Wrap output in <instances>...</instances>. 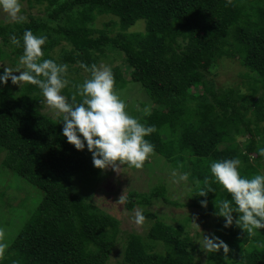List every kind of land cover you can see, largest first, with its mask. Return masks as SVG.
Listing matches in <instances>:
<instances>
[{
	"label": "trees",
	"instance_id": "obj_1",
	"mask_svg": "<svg viewBox=\"0 0 264 264\" xmlns=\"http://www.w3.org/2000/svg\"><path fill=\"white\" fill-rule=\"evenodd\" d=\"M21 4L28 11H22L25 22L0 20V74L3 68L24 70L19 59L25 29L47 37L41 59L68 66L62 94L69 100L73 96L81 100L77 86L91 76L82 63L89 68L111 67L117 94L129 90L145 97L138 110L126 111L154 127L146 139L166 176L157 177L147 194L129 190L123 195L126 203L106 200L101 207L88 195L100 178L91 154L67 143L59 117L43 112L44 98L36 86L7 81L0 85V167L35 187L41 199L0 254V264H109L119 242L118 264H264V229L248 233L235 223L224 227L223 218L216 215L218 205L231 196L210 174L211 162L231 158L240 159L239 171L245 178L262 169L264 0H21ZM102 16L111 19L97 28ZM13 34L21 39L20 47L10 43ZM229 61L243 70L236 80L218 85L216 72ZM128 100L124 99L126 105ZM182 173H188L190 187L185 196L177 197L167 186L172 179L180 188ZM200 188L212 192L195 196ZM201 200L207 201L206 207H201ZM158 201L195 212L210 226L207 235L223 240L229 253L200 252L196 244L200 235L192 237L186 230L192 217L181 215V222L167 223L172 219L167 214L148 209ZM119 206L127 212L142 209L145 221L140 232L121 231Z\"/></svg>",
	"mask_w": 264,
	"mask_h": 264
},
{
	"label": "clouds",
	"instance_id": "obj_2",
	"mask_svg": "<svg viewBox=\"0 0 264 264\" xmlns=\"http://www.w3.org/2000/svg\"><path fill=\"white\" fill-rule=\"evenodd\" d=\"M0 13L14 23L26 20L22 14L21 0H0ZM9 39L12 45L21 46V39L16 35H10ZM46 40L45 35L37 36L30 29H25L22 35L23 54L19 59L24 70L3 68L0 85L10 80L13 85L27 83L36 86L52 114L59 117L58 123L62 122L61 135L75 150L83 151L86 148L91 154L94 168L102 171L110 168L113 172H119V165L142 168L154 152V146L146 137L155 129L140 123L126 111L124 100L114 90L111 67L101 64L89 68L82 63L80 66L90 71L91 76L77 86L81 100L77 102L75 96L69 100L62 94L68 85L64 78L68 66L52 59H41ZM259 153L264 155V148H260ZM240 165L239 158L210 163V174L214 181L231 196V200L219 202L216 215L223 218L225 228L235 223L248 233H254L264 229V174L245 178L240 174ZM188 178V173L178 175V181L186 182ZM204 184H208L207 178ZM209 192L212 189L200 188L194 195L206 197ZM118 201L126 203L122 195ZM200 205L206 207L207 201L201 200ZM234 213L239 214L235 219ZM132 219L137 226L143 225L145 216L142 209H135ZM2 237L3 232L0 231ZM201 246L207 252L222 250L224 254L229 253V246L215 234L202 235ZM4 247L0 243V252Z\"/></svg>",
	"mask_w": 264,
	"mask_h": 264
},
{
	"label": "rangeland",
	"instance_id": "obj_3",
	"mask_svg": "<svg viewBox=\"0 0 264 264\" xmlns=\"http://www.w3.org/2000/svg\"><path fill=\"white\" fill-rule=\"evenodd\" d=\"M22 5V11H27V7ZM35 11L31 13L34 14ZM25 15V13H22ZM36 14V12H35ZM6 19V20H5ZM110 17L102 16L96 21L97 28H101L102 24L107 22ZM0 20H9L5 14L0 13ZM10 21V20H9ZM135 30H139L138 27ZM4 63H7L4 61ZM217 70V77L215 81L218 85H224L229 83L231 80H236L235 77L238 72L242 71L243 68L238 66L237 63L225 62L220 65ZM131 89L137 90L135 85L131 86ZM131 91L125 90L118 94V96L124 100L129 97L128 104L126 107L131 111L133 107L138 110L139 100L140 102H145L146 99L143 94L130 93ZM132 95V96H130ZM131 108V109H130ZM141 109V108H140ZM43 112L47 113L49 116H53L52 110L44 102ZM138 113V111H137ZM144 113V112H142ZM264 134V123L261 125ZM239 140V138H237ZM127 166V165H126ZM119 165V172H113L110 168L107 170H100V178L98 181L94 182L90 189L92 190L88 195L91 201H98L101 207L105 206L106 200L110 202H116L119 200L120 196L124 195L125 192L129 190L135 191L137 193H149L151 189L156 186V178L161 176H166L164 169H161V161L158 162L156 156L153 154L146 160V164H143L142 168L135 169L129 166ZM151 167H154L152 170ZM260 174H264V161L262 163V169L259 170ZM167 179H169L167 177ZM174 184H173V182ZM196 182H194L195 184ZM175 180L171 179V183L168 184L167 188L170 193L177 192L176 196H185V191L190 187L188 181H181L180 188ZM192 185V184H191ZM181 186H184L182 189ZM186 187V188H185ZM181 190V191H180ZM180 191V192H179ZM41 199L40 192L26 181L16 176L15 173L8 170H3L0 167V231L3 232V237L0 238V243L5 245L4 249L0 254H3L4 250L7 248L9 242L16 236V234L24 227L32 216L37 204ZM119 209L121 211H119ZM137 209V208H135ZM134 209V210H135ZM152 212H157V214L165 213L172 218L167 219V223L175 224L177 221L181 222L179 216H191L192 219L188 223L186 230L189 232L190 236L194 237L199 234L200 237L196 239V244L199 247V251H203L201 246L202 235H207L209 232V225L204 221L197 218L195 212L192 214L191 210L188 208L183 209H173V207L164 206L163 204L154 202V205L148 208ZM134 210L131 212L124 211L121 206L118 207V214L120 218V229L122 232H140L143 225L137 226L133 222ZM192 222H194L198 229ZM207 225V226H206ZM121 242L116 244L114 255L112 256L109 264H118L121 258Z\"/></svg>",
	"mask_w": 264,
	"mask_h": 264
}]
</instances>
